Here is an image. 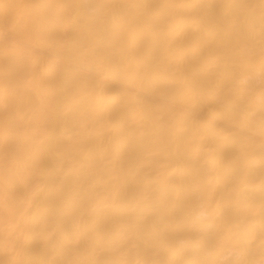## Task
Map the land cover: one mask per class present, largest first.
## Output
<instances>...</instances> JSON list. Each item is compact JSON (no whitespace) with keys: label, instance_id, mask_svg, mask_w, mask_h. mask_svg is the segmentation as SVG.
Listing matches in <instances>:
<instances>
[{"label":"bare ground","instance_id":"6f19581e","mask_svg":"<svg viewBox=\"0 0 264 264\" xmlns=\"http://www.w3.org/2000/svg\"><path fill=\"white\" fill-rule=\"evenodd\" d=\"M0 264H264V0H0Z\"/></svg>","mask_w":264,"mask_h":264}]
</instances>
